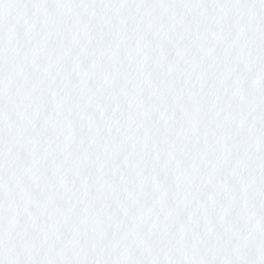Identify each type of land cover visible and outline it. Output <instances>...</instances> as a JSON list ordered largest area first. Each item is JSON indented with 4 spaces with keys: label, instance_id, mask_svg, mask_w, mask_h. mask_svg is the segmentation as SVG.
I'll return each instance as SVG.
<instances>
[{
    "label": "snow or ice",
    "instance_id": "obj_1",
    "mask_svg": "<svg viewBox=\"0 0 264 264\" xmlns=\"http://www.w3.org/2000/svg\"><path fill=\"white\" fill-rule=\"evenodd\" d=\"M0 264H264V0H0Z\"/></svg>",
    "mask_w": 264,
    "mask_h": 264
}]
</instances>
